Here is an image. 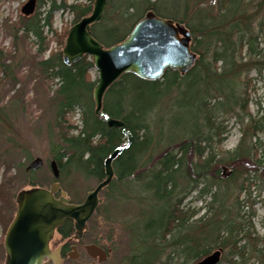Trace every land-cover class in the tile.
<instances>
[{
	"label": "trees",
	"instance_id": "1",
	"mask_svg": "<svg viewBox=\"0 0 264 264\" xmlns=\"http://www.w3.org/2000/svg\"><path fill=\"white\" fill-rule=\"evenodd\" d=\"M92 3L36 0L37 9H46L21 16L14 38H31L36 46L33 57L42 55L48 33L61 45L67 35L68 28L62 34L53 29L54 12L72 14L75 23L91 12ZM148 10L182 23L197 57L184 74L167 68L157 80L125 73L103 96L102 111L123 121L131 136L112 161L114 178L101 191L111 204L105 218L116 221L128 240L124 262L194 264L219 248L220 261L227 264H246L247 259L264 264V238L254 230V212L244 210L251 207V181L257 179L250 173L264 174L258 141L263 125L249 110L251 74L264 71V0H107L91 32L109 47L121 42ZM34 63L52 107L55 133H48V143L58 181L65 171L100 181L104 159L127 138L94 113L97 79H89L90 57L66 65L58 51ZM12 65L15 60L1 62L0 68L2 78H9L14 87ZM1 102L0 98L2 110ZM76 113L79 126L71 121ZM230 119L240 125L241 136L235 148L225 150L222 143ZM27 181L30 187L44 186L33 178ZM193 192L199 207L185 203ZM98 214L99 206L88 224L96 222ZM56 231L61 241L70 237L72 220L65 219Z\"/></svg>",
	"mask_w": 264,
	"mask_h": 264
},
{
	"label": "rangeland",
	"instance_id": "2",
	"mask_svg": "<svg viewBox=\"0 0 264 264\" xmlns=\"http://www.w3.org/2000/svg\"><path fill=\"white\" fill-rule=\"evenodd\" d=\"M26 1L0 0V63L4 62L8 65L15 60V65H12V68L14 69V76L17 77V83L13 87L9 78H2L4 74L0 68V98L3 106L2 110L0 109V264L4 263L5 257L3 249L4 235L16 209L15 194L21 189L30 187L27 185V179L33 178L37 182L43 183L44 187H48L54 179H52L53 176L49 168V161L52 159L54 151L50 149L48 143V133L53 135L55 133L54 127L51 125L52 107L48 102L49 96L45 97L44 95L45 90L48 88L35 69L34 61L37 58H46L52 53L61 52L63 45L58 43L54 34L48 33V47L45 53L33 57L36 46L32 39L14 38L13 28L18 27L20 17L23 16L21 7ZM67 1L73 3L76 0ZM79 2H83V0H79ZM46 7L36 8L34 13L36 11L42 13ZM72 20L73 15L68 12H54L52 27L56 30V34H62L64 29H69L73 24ZM8 55L9 57H7ZM97 77V70L92 67L89 71V79L95 80ZM251 77L249 110L263 125V129L258 133V141L260 152L264 155V71L260 75L252 73ZM55 86L56 81L50 85V94H52ZM17 100H20V102L17 103ZM71 121L74 125L79 126V115L74 114ZM4 122L5 127H2ZM226 125L228 132L222 147L225 150H231L239 142L241 136L240 125L236 124L233 119H230ZM26 156L29 157L26 158ZM33 157H41L43 164L37 170H31V174H26L24 168ZM250 175H255L254 178L257 179L255 183L251 181V207H244V210L247 208L254 212L252 224L257 237L263 239L264 174L257 172L256 174L250 173ZM61 181L66 187L64 189L61 186V189L66 192L67 197L72 199L74 203L82 202L87 191L95 187L98 182L96 179L83 178L66 171L62 174ZM195 196L196 193L193 192L185 200L187 206H200L201 202ZM98 206L99 214L94 220L96 222H90L88 224V227H91L89 231L84 234L81 240L75 243L78 256L74 259L64 258L61 264H125L124 258L129 253L128 240L116 221L105 218L106 213L111 211V204L106 201V194L101 191L99 192ZM201 213L202 211H200ZM59 238V235L55 233L51 242L52 248H55L61 242ZM93 241H98V244L108 251V256L103 262L97 263L83 249V245L94 243ZM232 259L235 260L237 257ZM245 263L261 264L254 259H247ZM44 264L52 263L45 261ZM219 264H227V262L220 261Z\"/></svg>",
	"mask_w": 264,
	"mask_h": 264
},
{
	"label": "water",
	"instance_id": "3",
	"mask_svg": "<svg viewBox=\"0 0 264 264\" xmlns=\"http://www.w3.org/2000/svg\"><path fill=\"white\" fill-rule=\"evenodd\" d=\"M106 3L107 0H93L91 12L69 27L61 50L62 61L66 65H71L84 55L91 58L92 66L98 73L92 90L96 115L102 114L106 90L123 74L132 73L141 79L157 80L169 67L184 74L196 60V54L190 49L189 30L182 23L158 16L152 10L145 12L121 42L104 47L93 36L91 25L101 20ZM35 5L36 0H27L21 12L29 15L35 10ZM105 117L108 127L119 128L126 135L127 145L131 136L125 130L124 122L107 114ZM123 149L115 148L104 159V178L87 191L80 203L70 202L66 192L61 189L57 180L59 169L56 161L51 159L49 168L54 181L49 187L33 186L15 194V213L3 240V264H43L44 260L61 264L60 245L50 248L54 233L65 219H70L73 222V235L67 240L78 241L83 237L88 229V221L99 204V192L114 177L112 161ZM42 164L41 157H33L25 170H37ZM71 248L74 259L77 252L74 245ZM84 250L98 262L107 257L105 249L95 243L85 244ZM220 254L221 249H215L194 264H217Z\"/></svg>",
	"mask_w": 264,
	"mask_h": 264
},
{
	"label": "flooded vegetation",
	"instance_id": "4",
	"mask_svg": "<svg viewBox=\"0 0 264 264\" xmlns=\"http://www.w3.org/2000/svg\"><path fill=\"white\" fill-rule=\"evenodd\" d=\"M72 242V241H71ZM70 241H68L67 239H64L62 240L57 246L60 245V252H59V255H60V258L61 260H63L64 258H72V254L73 252L71 251L72 250V246L74 245L75 246V249H76V252H77V247H76V244H71ZM68 243V245H66ZM83 248H84V245H83ZM107 254H108V251H107ZM77 256H78V252H77ZM108 256V255H107Z\"/></svg>",
	"mask_w": 264,
	"mask_h": 264
},
{
	"label": "bare ground",
	"instance_id": "5",
	"mask_svg": "<svg viewBox=\"0 0 264 264\" xmlns=\"http://www.w3.org/2000/svg\"><path fill=\"white\" fill-rule=\"evenodd\" d=\"M128 133H129V132H128ZM125 136H126V135H125ZM126 138H127V137H126ZM126 143H127V142H126ZM128 144H129V143H128ZM128 144H127V145H128ZM127 145L125 144V145H123V146H121V147H124V148H125ZM118 148H119V147H118ZM103 178H104V177H103ZM103 178H102V179H103ZM113 178H114V177H113ZM102 179H101V180H102ZM101 180H100V181H101ZM111 181H112V180H111ZM98 182H99V181H98ZM109 184H110V183H109ZM109 184H108V185H109ZM108 185H107V186H108ZM107 186H106V187H107ZM106 187H105V188H106Z\"/></svg>",
	"mask_w": 264,
	"mask_h": 264
}]
</instances>
